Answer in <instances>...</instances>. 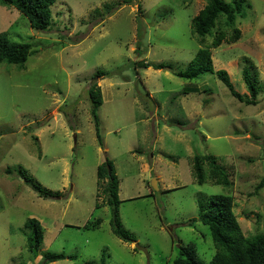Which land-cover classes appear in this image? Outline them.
I'll list each match as a JSON object with an SVG mask.
<instances>
[{
    "label": "rangeland",
    "instance_id": "obj_1",
    "mask_svg": "<svg viewBox=\"0 0 264 264\" xmlns=\"http://www.w3.org/2000/svg\"><path fill=\"white\" fill-rule=\"evenodd\" d=\"M124 1L57 0L45 32L0 4V33L34 52L22 67L0 63V264H47L46 251L76 257L49 264H173L178 245L189 244L208 264L215 248L197 218L211 195L233 198L246 237L264 234V187L256 192L264 182V92L245 105L215 75H174L200 47L191 20L205 0ZM247 1L251 8L236 21L241 38L212 49L215 69L241 95L243 58L264 84V0ZM112 3L120 6L104 13ZM92 84L103 98L96 111L102 145L90 114ZM194 85L199 93L184 92ZM104 155L119 181L121 223L148 257L111 232L106 181L97 178ZM195 155L215 157L230 186L215 184L206 164L197 185ZM19 167L59 195L38 198ZM29 218L42 228L37 257L22 231Z\"/></svg>",
    "mask_w": 264,
    "mask_h": 264
},
{
    "label": "trees",
    "instance_id": "obj_2",
    "mask_svg": "<svg viewBox=\"0 0 264 264\" xmlns=\"http://www.w3.org/2000/svg\"><path fill=\"white\" fill-rule=\"evenodd\" d=\"M57 0H0V4L10 6L24 15L30 27L39 32H45L50 29L52 22L51 6ZM133 0H125L124 4H132ZM120 6L118 3L104 5L105 12ZM245 7L251 8L247 0H205L203 8L191 20V32L200 46L194 57L190 61L187 69L183 72H174L177 77L186 80H195L206 74L215 75L218 80L227 88L229 94L244 103L245 105H256L259 90L264 92V84L258 85V81L252 79L249 61L242 59L243 67L241 75L246 86L247 94L241 95L234 90V87L224 70H216L212 60V49L218 48L222 44H233L241 38V31L236 27L237 19L245 18ZM210 38V41L207 42ZM29 43L11 42L5 33H0V63L7 65H17L22 67L27 58L34 52ZM143 68L149 66L155 70L163 69L165 64H146ZM100 76L106 74L97 71ZM185 93H199V89L194 85L185 87ZM91 103L90 114L94 123L95 136L100 145L101 135L99 132V122L97 108L102 105L103 98L101 90L96 84H92L88 90ZM206 164L210 169V176L215 184H221L229 187L231 182L228 174L218 165L216 158L212 155H195L193 157V176L197 185L205 182L202 167ZM23 175L24 182L35 192L38 198L51 199L59 194L44 190L39 184L28 179L24 174L25 170L19 167ZM22 171V172H21ZM7 174H12L9 168ZM25 177V178H24ZM97 178L105 180L104 194L107 195L105 205L110 209L109 225L111 232L115 237L125 243L136 242L135 236L127 231L119 217V181L115 170L110 161L102 163L97 167ZM264 187L261 182L256 192ZM98 207V206H97ZM199 213L197 220L207 226L210 231L211 240L215 248V254L208 264H264V234H256L246 237L238 223L233 211V198L230 195H211L207 203L198 204ZM26 234V249L34 257L38 256L42 243V228L34 218H29L24 222L23 230ZM137 251L136 249H133ZM75 255H65L63 253H52L46 251L43 253L44 262L49 264L61 260H75ZM103 264V259H101ZM173 264H204L197 257L196 249L193 244L178 245L177 257Z\"/></svg>",
    "mask_w": 264,
    "mask_h": 264
},
{
    "label": "water",
    "instance_id": "obj_3",
    "mask_svg": "<svg viewBox=\"0 0 264 264\" xmlns=\"http://www.w3.org/2000/svg\"><path fill=\"white\" fill-rule=\"evenodd\" d=\"M104 160H105V162H107V158L105 157V155H104ZM154 181H155L154 179L151 181V187H152V189L156 190L157 187L153 186ZM134 249L143 253L146 257H148V253H147V250L145 247L139 246L137 243H134Z\"/></svg>",
    "mask_w": 264,
    "mask_h": 264
}]
</instances>
